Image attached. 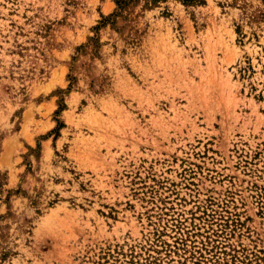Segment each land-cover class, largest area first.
Masks as SVG:
<instances>
[{
	"label": "rangeland",
	"instance_id": "rangeland-1",
	"mask_svg": "<svg viewBox=\"0 0 264 264\" xmlns=\"http://www.w3.org/2000/svg\"><path fill=\"white\" fill-rule=\"evenodd\" d=\"M0 264H264V0H0Z\"/></svg>",
	"mask_w": 264,
	"mask_h": 264
}]
</instances>
